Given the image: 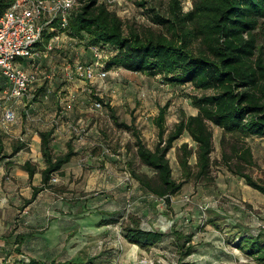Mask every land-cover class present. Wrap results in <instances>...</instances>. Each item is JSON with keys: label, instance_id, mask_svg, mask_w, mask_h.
Here are the masks:
<instances>
[{"label": "rangeland", "instance_id": "1", "mask_svg": "<svg viewBox=\"0 0 264 264\" xmlns=\"http://www.w3.org/2000/svg\"><path fill=\"white\" fill-rule=\"evenodd\" d=\"M99 1L124 20L126 32L133 27L168 33L155 17L167 15L171 0H147L146 6L140 0ZM181 2L184 11L192 8L193 0ZM61 36L53 50L28 67L31 70L40 64L39 80L24 98L12 96L0 75L5 153L24 144L13 160L0 161V264L29 263L32 257L65 261L77 255L94 264H257L239 248L238 236L241 230L264 231V194L225 164L223 150L231 152L237 137L227 135L223 145V130L211 124L215 148L210 176L196 175L194 153L189 179L179 163V147L187 142L195 152L197 143L187 131L177 139L168 156L173 176L183 187L170 204L146 191L132 174V170L154 173L137 155L134 131L155 149L160 140L155 124L160 108L169 105L167 135L184 114L198 112L192 97L204 91L192 83L172 84L160 74L116 65L113 47L101 51L100 62L107 69L104 78H80L74 64L80 59L94 62L95 54L86 39L69 32ZM99 101L101 107L95 105ZM10 106L16 109L18 120L5 129L1 118ZM113 114L130 127L115 123ZM48 129L54 130V153L66 152L70 144L76 154L63 166L64 175L55 174L51 187L28 203L33 186H40L41 181L37 175L32 180L27 177L22 166L27 159L37 164V172L46 166L36 141ZM238 144L252 150V162L246 164L245 172L264 180V137H249ZM131 214L141 218L143 227L165 232L164 241L150 250L129 243L122 235V222ZM106 221L110 222L101 225ZM176 230L192 235L191 255L180 252Z\"/></svg>", "mask_w": 264, "mask_h": 264}, {"label": "trees", "instance_id": "2", "mask_svg": "<svg viewBox=\"0 0 264 264\" xmlns=\"http://www.w3.org/2000/svg\"><path fill=\"white\" fill-rule=\"evenodd\" d=\"M14 1L0 0V13ZM146 1L140 0L139 4L146 6ZM79 2L69 22L71 36L86 39L88 46L108 44L115 48L117 53L113 56V63L130 71L152 76L160 74L172 84L192 83L204 91L192 97L198 112L184 114L174 130L167 135L169 105L160 108L155 117L160 139L155 149L149 148L138 131H134L137 155L144 165L154 171L153 175H149L132 170L141 186L168 204L181 191L183 182L174 178L168 154L175 141L186 131L197 143V149L194 152L187 142L179 147L178 157L183 175L187 179L193 175L189 162L190 157L196 153V175L209 177L215 148L211 128L213 124L223 130V145L227 135L237 137L231 152L223 150L226 166L264 194V180L259 181L245 172L246 164L252 162L251 148L238 144L249 137H264V0H193L192 8L188 11H184L181 0H171L167 15L158 14L155 17L156 22L167 28V34L133 27L126 32L124 20L105 2ZM50 37L47 35L45 41L48 42ZM100 101L103 102L102 99ZM113 118L118 125L130 127L119 122L116 114H113ZM53 133V129L40 132L41 151L46 166L41 171V185L33 186V194L28 203L33 202L42 190L51 187L55 174L64 175L63 166L76 154L70 144L66 152L54 153L51 145ZM23 148L24 144L18 143L12 153L6 154L0 129V161L14 156ZM22 167L32 180L37 172V164L26 160ZM122 235L129 243L143 250H150L166 237L163 231L143 227L141 218L134 214L122 222ZM175 235L182 255H191L192 235L178 230ZM238 238L239 248L257 264H264V231L251 234L241 230ZM93 262L83 255H77L65 261L54 258L41 261L32 257L29 263L24 264Z\"/></svg>", "mask_w": 264, "mask_h": 264}, {"label": "built area", "instance_id": "3", "mask_svg": "<svg viewBox=\"0 0 264 264\" xmlns=\"http://www.w3.org/2000/svg\"><path fill=\"white\" fill-rule=\"evenodd\" d=\"M79 0H15L0 13V75L10 86L11 95L24 98L39 80L41 56L53 50L61 35L69 32V22ZM47 35H51L48 42ZM96 61L87 63L77 60L75 71L78 77L93 81L107 75L106 67L100 62L101 51L111 48L108 44L90 45ZM98 56V58H97ZM20 59H28L27 63ZM101 107L102 102H96ZM17 111L5 108L1 124L5 129L17 122Z\"/></svg>", "mask_w": 264, "mask_h": 264}, {"label": "crops", "instance_id": "4", "mask_svg": "<svg viewBox=\"0 0 264 264\" xmlns=\"http://www.w3.org/2000/svg\"><path fill=\"white\" fill-rule=\"evenodd\" d=\"M40 138V137H39ZM37 139V141H36V143H37V145H38V152H40V153H42L41 152V140L40 139ZM16 155H14V156H12V157H8L7 159L8 160H13V158L15 157ZM41 156H42V154H41ZM27 160H31V159H27ZM3 169V168H2ZM26 174H27V177H29V174H28V172L26 171ZM37 175V178L40 180V181H42V174H41V172H36V174H35V176Z\"/></svg>", "mask_w": 264, "mask_h": 264}]
</instances>
